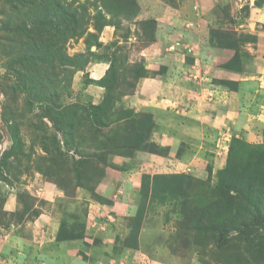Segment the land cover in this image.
Instances as JSON below:
<instances>
[{
  "label": "rangeland",
  "instance_id": "374dc122",
  "mask_svg": "<svg viewBox=\"0 0 264 264\" xmlns=\"http://www.w3.org/2000/svg\"><path fill=\"white\" fill-rule=\"evenodd\" d=\"M44 2L0 0V264H248L209 206L264 157V0Z\"/></svg>",
  "mask_w": 264,
  "mask_h": 264
},
{
  "label": "trees",
  "instance_id": "16d2710c",
  "mask_svg": "<svg viewBox=\"0 0 264 264\" xmlns=\"http://www.w3.org/2000/svg\"><path fill=\"white\" fill-rule=\"evenodd\" d=\"M55 1L45 0L46 16L38 25L49 26L51 35L66 26L63 40L79 37L86 27L81 28L76 11L62 4L57 9ZM53 44H48V57L54 53ZM101 110L100 105L92 106V119H98ZM238 171L226 172L221 180L220 196L209 206L210 231L220 250H236L248 264H259L257 260H264V157H253L244 171Z\"/></svg>",
  "mask_w": 264,
  "mask_h": 264
}]
</instances>
